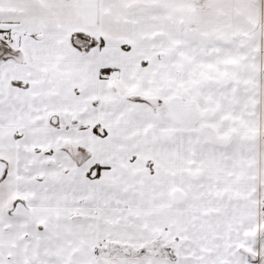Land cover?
Wrapping results in <instances>:
<instances>
[{
  "label": "snow or ice",
  "instance_id": "1",
  "mask_svg": "<svg viewBox=\"0 0 264 264\" xmlns=\"http://www.w3.org/2000/svg\"><path fill=\"white\" fill-rule=\"evenodd\" d=\"M0 264H264V0H0Z\"/></svg>",
  "mask_w": 264,
  "mask_h": 264
}]
</instances>
